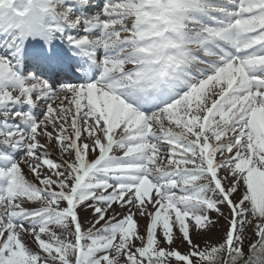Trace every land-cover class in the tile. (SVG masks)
Masks as SVG:
<instances>
[{
    "label": "snow or ice",
    "instance_id": "snow-or-ice-1",
    "mask_svg": "<svg viewBox=\"0 0 264 264\" xmlns=\"http://www.w3.org/2000/svg\"><path fill=\"white\" fill-rule=\"evenodd\" d=\"M0 264H264V0H0Z\"/></svg>",
    "mask_w": 264,
    "mask_h": 264
},
{
    "label": "rangeland",
    "instance_id": "rangeland-1",
    "mask_svg": "<svg viewBox=\"0 0 264 264\" xmlns=\"http://www.w3.org/2000/svg\"><path fill=\"white\" fill-rule=\"evenodd\" d=\"M42 142H43V140H42ZM49 153H50V157L52 159L58 161V162L62 158L61 154L59 152V149L55 145H53L49 148ZM17 159H19V156H17ZM24 173L26 175V178H28L29 180L32 179V175L30 174L29 170L26 167L24 168ZM118 211H120L121 214H124L125 210L118 209ZM225 215H227V212H225ZM80 218H81V222L85 225V227H88L89 226L88 221H90L92 219L91 215L89 213H86L84 210H81ZM119 218L120 217L118 216L117 219H119ZM213 218L215 219V216ZM137 219H139V217H137ZM140 223H141V225H143L146 223V220H140ZM224 224H225V221L223 219H221L218 226L215 229H213L212 232L207 233V234H202L200 236L194 235L193 236L194 243L200 245L201 248H204L208 245H214L215 243H217L220 240L221 236L223 235ZM249 235H251V231L249 232ZM25 242L29 247L35 249V245L33 244L30 237H25ZM137 243H139V242H137ZM244 243H245V247H246L249 243V240L246 239ZM174 247H178L181 252H184L187 250V246L184 244H180L179 241H177V244L174 245Z\"/></svg>",
    "mask_w": 264,
    "mask_h": 264
}]
</instances>
